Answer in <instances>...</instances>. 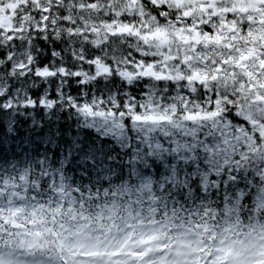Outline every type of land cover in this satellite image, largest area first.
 Returning a JSON list of instances; mask_svg holds the SVG:
<instances>
[{
  "label": "clouds",
  "instance_id": "9594fccd",
  "mask_svg": "<svg viewBox=\"0 0 264 264\" xmlns=\"http://www.w3.org/2000/svg\"><path fill=\"white\" fill-rule=\"evenodd\" d=\"M0 264H264V0H0Z\"/></svg>",
  "mask_w": 264,
  "mask_h": 264
}]
</instances>
